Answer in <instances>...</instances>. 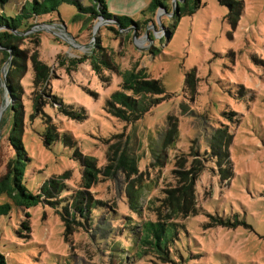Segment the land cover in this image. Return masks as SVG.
Wrapping results in <instances>:
<instances>
[{"label": "rangeland", "instance_id": "rangeland-1", "mask_svg": "<svg viewBox=\"0 0 264 264\" xmlns=\"http://www.w3.org/2000/svg\"><path fill=\"white\" fill-rule=\"evenodd\" d=\"M26 1L8 0L0 4V12L14 15ZM78 1L84 6L90 3ZM104 1L110 12L140 21L138 28L117 29V33L108 27L116 25L99 24L100 19L91 22L77 4L61 1L55 10L39 15L38 23L44 24L23 33L17 42L23 55L19 64L25 65L19 78L2 61L5 48L0 46V178L15 154L9 137L17 123H23L22 142L28 156L22 182L32 194H39L42 184L53 176L66 174L67 185L75 186L83 169L74 155L77 148L103 166L106 145L102 138L124 129L122 121L104 110L106 98L118 88L120 79L114 70L104 69L101 80L91 67V58L77 66L69 64L73 57L102 53L116 69L144 68L162 81L168 95L126 128L129 152L139 156L141 163V211L135 224L140 230V223L147 220L146 211L153 213L151 206L158 204L166 188L175 185L169 169L178 156L185 154L190 160L191 146L201 157L208 155L197 181L198 213L176 219L183 226L170 247L171 260L161 263L152 256L132 257L135 241L130 237L118 235L116 244L102 237L111 222L65 239L60 205L41 200L26 209L0 194V204L11 203L9 213L0 215V252L6 263L264 264V0H228L240 2L232 11L219 0H160L164 9L149 8L154 0ZM146 20L143 29L141 22ZM92 44L101 49L90 53ZM33 52L51 67L52 93L76 116L60 111L55 103L44 107L59 131L75 140L73 145L59 139L46 146L41 117L30 119L33 70L29 57ZM58 54H62L63 65ZM2 78L11 84L19 80L21 100L12 104ZM170 114L177 118L175 132L167 121ZM221 143L228 148L233 172L224 181H220L217 159L210 154V146ZM129 182L117 172L91 194L98 192L104 201L112 194L116 202ZM122 211L126 215L128 209ZM25 212L29 213L30 231L22 225ZM124 215L116 221L117 227L127 226L133 218ZM215 216L237 223L211 225Z\"/></svg>", "mask_w": 264, "mask_h": 264}, {"label": "trees", "instance_id": "trees-1", "mask_svg": "<svg viewBox=\"0 0 264 264\" xmlns=\"http://www.w3.org/2000/svg\"><path fill=\"white\" fill-rule=\"evenodd\" d=\"M61 1L77 4L80 11L89 16L91 22L100 19L105 23L116 25L117 28L110 25L108 27L117 33V29L125 30L129 27H133L132 31H135L140 22L132 20L125 14L110 12L104 0H90L87 6L82 5L78 0H29L14 15H8L5 11H1L0 46L5 48L1 51L3 54L2 61H7V65L12 66L11 69L16 72V75L18 74V78L20 77V68H24L25 65L19 64L20 59H23V55H21L17 42L22 39L23 33L30 31L37 24H44L38 23L37 18L39 15L55 10ZM219 1L227 4L230 11L235 9V4L241 6L240 2ZM7 2L8 0H0V4L3 6ZM151 7L166 8L160 0L152 1L149 5V8ZM193 7H198V4ZM239 11H241V8ZM146 22L147 20L141 22L144 24L143 29H145ZM52 23L57 26L56 23ZM94 48L101 49L99 45L92 44L88 47L89 52L96 51ZM87 58H91V67L101 80L105 79L104 69L114 70L120 79L118 88L114 89L106 98L104 110L109 115L122 121L124 129L102 138L103 143L106 145L103 166L98 164L95 157L85 155L77 148L74 155L80 158L83 169L75 186L70 187L67 185L66 174L53 176L42 184L39 194H32L22 182L28 156L22 142L23 123L22 125L17 123L9 137L11 145L15 147V154L9 158L8 170L0 178V194H6L14 205L26 209L35 206L41 200H45L54 206L60 205L61 209L58 212L63 222L65 239H68L75 232H86L97 227V224L105 225L111 222L107 226L108 230L102 231V237H108L112 244H116L114 239H119L118 235L130 237L131 240L135 241L133 243L134 247H132V257L135 259L152 256L157 262H168L171 260L170 247L179 237V229L183 226V223L176 221V219L185 220L188 216L198 213L196 205L197 181L206 168V164L202 161L208 155L204 153L201 157L199 152L191 146L190 152H188V156L191 157L190 160L185 154L174 159L173 168L170 167L169 170L176 183L172 187L166 188L165 192L163 191L164 195L158 198L157 205L151 206L153 213L146 211L147 220L140 223L139 230L135 223L138 222L137 219L141 211L139 199V187L142 179L141 163L139 164V156H133L129 152V133L126 128L141 119L153 106L168 95L165 94L162 81L152 77L144 68L137 69L133 66L125 70L116 69L108 59H105L102 53H98L96 57L91 55L73 57L70 59L69 64L70 66H77ZM29 60L33 70L30 119L33 120L35 116L41 117V122L45 126L43 141L46 146L50 147L59 139L68 145H73L75 140H72L66 133H61L53 117L44 110L46 105L55 103L60 111L76 117L73 111L68 110L63 101L52 93L50 89L51 67L39 58L37 52H33ZM57 60H59L60 65L64 64L62 54L57 55ZM7 70L9 73L11 72L9 69ZM1 81L3 86L10 91L9 97L13 99L12 104L17 100H21L23 87L19 80L16 84H11L10 79L6 81L2 78ZM168 120L171 127H173L172 132H175L178 126L177 118L175 115L170 114L167 116ZM218 130L225 133V130L219 128ZM172 132L170 131V133ZM221 145L210 146V154L217 159L220 181H224L229 179L233 172L228 162V148L226 149L223 143ZM196 154H199L200 158L195 159ZM117 172H120L126 179H130V182L117 197L116 202L112 194L105 201L102 200L104 198L98 196V192L97 194H91V191L100 186L102 182L111 181L116 177ZM124 208L128 209L126 215L122 211ZM10 210L11 203L9 201L0 204V215L7 214ZM148 214H152L154 218ZM122 215L127 219L129 217L133 218L127 220V226L117 227L116 221L121 219ZM25 216L26 219L22 222V225L30 231L29 213L25 212ZM212 218L211 225L234 226L237 223L233 224L229 219L220 216ZM0 264H7L4 254L1 252Z\"/></svg>", "mask_w": 264, "mask_h": 264}, {"label": "water", "instance_id": "water-1", "mask_svg": "<svg viewBox=\"0 0 264 264\" xmlns=\"http://www.w3.org/2000/svg\"><path fill=\"white\" fill-rule=\"evenodd\" d=\"M102 22H104V21H100L99 24L102 23Z\"/></svg>", "mask_w": 264, "mask_h": 264}]
</instances>
